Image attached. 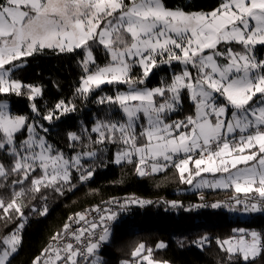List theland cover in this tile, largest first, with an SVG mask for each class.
<instances>
[{"label":"snow or ice","instance_id":"snow-or-ice-1","mask_svg":"<svg viewBox=\"0 0 264 264\" xmlns=\"http://www.w3.org/2000/svg\"><path fill=\"white\" fill-rule=\"evenodd\" d=\"M221 44H239L241 51H221ZM257 46L264 47V0H222L210 12L169 8L164 0H0V96L26 98L33 113L31 118L14 114L0 99V188L7 186L10 193L7 202L0 196V220L5 226L20 220L0 237V264H11L22 242L27 220L23 200L36 194L46 199L42 189L62 194L65 185L72 186L74 171L81 182L91 179L95 161L108 145L119 149L113 163H134L140 177L172 166L182 182L192 184L202 172L220 173L212 180L201 178L195 186L245 194L198 207L264 214V57L257 56ZM101 49L108 61L104 65L97 63ZM45 50H79L81 99L105 84L128 86L115 96H97L95 102L106 106L104 114L90 126L81 125L79 132L67 133L72 156L48 142L45 123L55 126L78 110L75 104L60 100L42 109V87L13 75L27 57ZM174 63L180 70L169 80L148 86L154 70L171 69ZM134 68L140 69L139 75H133ZM184 94L194 115L173 120ZM218 97L226 103L218 104ZM24 132L26 137L18 140ZM109 203L118 210L97 207L98 220L74 231L66 224L34 264H105L100 249L112 240L111 225L120 211L129 204L152 202L129 198ZM32 211L45 215L47 207ZM77 215V223L85 220L84 214ZM233 231V237L217 241L228 264H248L264 251V234ZM206 243L203 237L201 248ZM131 256L132 261L122 264H168L152 259V250L143 243Z\"/></svg>","mask_w":264,"mask_h":264},{"label":"trees","instance_id":"trees-1","mask_svg":"<svg viewBox=\"0 0 264 264\" xmlns=\"http://www.w3.org/2000/svg\"><path fill=\"white\" fill-rule=\"evenodd\" d=\"M164 1L168 7L182 6L187 10H212L220 4V0ZM261 51L264 52V47ZM96 57L100 65L108 62L102 49L96 53ZM81 59L79 50L74 53L45 50L43 53L27 57L24 66L13 74L25 84L42 87L43 98L38 105L42 109L50 108L60 100L75 104L78 110L62 117L55 126L45 123V126L49 127V142L54 148L70 155H73V152L68 147L67 133L79 132L81 125L90 126V123L102 116L106 110V106L95 102L97 96H115L126 86L105 85L94 90L87 99H81L77 95L81 84ZM179 70L180 66L174 64L173 72ZM149 80L148 86L157 85L160 82L159 73L156 72ZM0 99L10 101L14 114L33 117L26 98L0 96ZM194 112L193 104L184 94L181 108L172 114L171 119L183 120L188 115H194ZM26 135V132L19 133L18 137ZM116 147L111 145L106 163L99 159L95 161L96 171L87 183L83 184L74 171L72 186L65 185L62 194L51 189H42L41 193L46 199H42L41 194H36L35 198L29 196L23 200L22 211L27 220L21 232L22 242L12 257L11 264L34 263L48 247L51 236L64 231L72 214L100 205L116 195L153 201L144 208L133 209L125 215H120L111 225L113 238L100 249L105 264L132 261L131 253L141 243L152 250V258L171 264H228L227 254L218 247V240L233 237V230L240 228L253 229L264 234V214L255 213L251 217L242 218L229 214L224 208L198 207L211 205L232 195L233 192L229 189L187 191L189 184L181 181L178 170L172 166L163 172L140 177L136 173L134 163H113V155L118 150ZM2 158L0 156V159ZM0 196H3L6 202L10 199L7 186L0 188ZM173 201L182 206L172 207L170 202ZM44 206L47 207L45 215L32 211L33 207L41 209ZM3 215V210L0 209V216ZM18 223L20 220L15 219L5 226L4 221L0 220V237L10 233ZM203 237H207V243L201 248ZM161 242L166 247L158 248ZM248 264H264V251L255 259H250Z\"/></svg>","mask_w":264,"mask_h":264},{"label":"rangeland","instance_id":"rangeland-1","mask_svg":"<svg viewBox=\"0 0 264 264\" xmlns=\"http://www.w3.org/2000/svg\"><path fill=\"white\" fill-rule=\"evenodd\" d=\"M187 2H192L193 0H186ZM222 2V0H220V3ZM164 3H165V1H164ZM166 5V4H165ZM167 6V5H166ZM168 7V6H167ZM177 7H182V6H177ZM169 8H172V7H169ZM175 8V7H174ZM187 10V9H186ZM190 11H203V12H210L211 10H190ZM219 47V49L221 50V51H223L225 48H227V47H232L233 48V50L234 51H241V46L239 45V44H232V45H225V44H221V45H219L218 46ZM261 46H257V56L258 57H264V52L262 53V51H261ZM175 64V63H174ZM173 64V65H174ZM134 71H133V75H135V73H137V75H139V73H140V69L139 68H137V70H136V68H134L133 69ZM193 72L195 71L194 69L192 70ZM156 72H158L159 73V77H160V82L161 81H167V80H169L170 79V77H171V75H172V72H173V67L171 68V69H168V68H162V69H156V70H154V73H156ZM152 77V76H151ZM150 77V78H151ZM149 78V79H150ZM105 85H109V84H105ZM105 85H102V86H105ZM119 85H122V84H116V85H114V86H119ZM158 85V84H157ZM157 85H155V86H157ZM101 86V87H102ZM155 86H153V87H155ZM127 85L125 86V88H122V89H120L118 92H123V91H127ZM149 87H152V86H149ZM95 90H97V89H95ZM4 100H6V99H4ZM8 103H9V106H10V101L9 100H6ZM217 103L218 104H224V103H226V101L223 99V98H221V97H218L217 98ZM233 111V109L229 106L228 107V115H229V117L231 116V112ZM41 134H43V133H41ZM26 137V136H25ZM25 137H21V138H19L18 137V140H23ZM48 139V138H47ZM48 142H49V140H48ZM50 144H51V142H49ZM110 148H111V145H108L107 146V148L99 155V157H98V159L100 160V161H103V162H107L108 161V153H109V150H110ZM116 149H118V147H116ZM119 150V149H118ZM117 150V151H118ZM64 154L66 155V156H72V155H70V154H68V153H65L64 152ZM203 167V166H202ZM221 174L220 173H215V174H211V173H204V172H202L201 173V176H196V177H194L193 178V183L192 184H189L188 185V188H187V191H199V190H225V189H212V188H209V187H207V186H205V187H202V188H197L195 185L197 184V182L198 181H200L201 180V178H204V179H208V180H212V179H214V178H216V177H219ZM235 215H239L240 217H242V218H247V217H251V215H253V214H248V215H245V214H239V213H237V212H235L234 213ZM26 223V222H25ZM243 229H246V230H249V231H252L253 229H247V228H243ZM254 231H256V230H254ZM229 239V238H228ZM225 240H227V239H225ZM224 241V240H223ZM164 244V243H163ZM20 247V246H19ZM145 249H149V248H146L145 247ZM18 250H19V248H18ZM146 254V253H145ZM152 258V257H151ZM152 259H154V258H152ZM156 260V259H155ZM160 261V260H159ZM168 262V261H167ZM146 263V262H145ZM168 264H171L170 262H168Z\"/></svg>","mask_w":264,"mask_h":264},{"label":"built area","instance_id":"built-area-1","mask_svg":"<svg viewBox=\"0 0 264 264\" xmlns=\"http://www.w3.org/2000/svg\"><path fill=\"white\" fill-rule=\"evenodd\" d=\"M136 69H137V68H136ZM133 71H134V70H133ZM195 158H196V156L194 155L193 159H195ZM189 169L194 171V164H193V163H190V164H189ZM187 175H188V173H185V176H187ZM89 180H90V179H89ZM89 180L84 181V182H82V183L85 184V183H87ZM229 190L232 191L233 194L230 195V196H228V197H226V198H224V199L221 200V201H231V199H232V197H233L234 195H236V196H241V197L245 195L244 193H235L233 189H229ZM129 198H134V199L141 200V201H151V202L153 201V199H151V200H142V199L135 198L134 196H132V197H127V196L116 195V196H114V197H110V198L106 199V200H105L102 204H100V205H97V206H94V207H91V208H88V209H84V210H82V211H80V212H78V213H74V214H72L71 217H70V219H69V223H68V225L71 226V227L69 228V231H74L75 229H77V228H81V227H87L88 225H87L86 221L93 220L94 218L98 220L100 213H97L96 211H94V209H96L97 207H99V208L102 209V210H103V209H107V208H111V209H114V210H118L116 204H114V203H109V202H112V201H120L121 203H123L125 200H127V199H129ZM147 205H149V204H144V205H140V204H129L126 210H124V211H120L119 216H120V215H125L126 213H128L130 210H133V209L144 208V207H146ZM234 213H235V212H231V211H229V214H231V215L234 214ZM77 214H84V215H85V220H80L79 223H77V222H76V221L78 220V215H77ZM116 221H117V220H116ZM96 231L99 232L100 229H97ZM63 232H64V231H62V232H56L55 234H57V233H63ZM55 234H53V235L51 236L50 241H49V244H50V243H53V244L55 243V242L53 241V239H52L53 236H54ZM48 246H49V245H48ZM32 264H34V263H32Z\"/></svg>","mask_w":264,"mask_h":264},{"label":"crops","instance_id":"crops-1","mask_svg":"<svg viewBox=\"0 0 264 264\" xmlns=\"http://www.w3.org/2000/svg\"><path fill=\"white\" fill-rule=\"evenodd\" d=\"M10 110H11V108H10ZM199 191H203V190H199Z\"/></svg>","mask_w":264,"mask_h":264}]
</instances>
